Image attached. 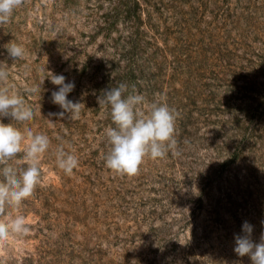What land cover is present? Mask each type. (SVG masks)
<instances>
[{"label": "rangeland", "instance_id": "1", "mask_svg": "<svg viewBox=\"0 0 264 264\" xmlns=\"http://www.w3.org/2000/svg\"><path fill=\"white\" fill-rule=\"evenodd\" d=\"M0 61V88L34 116L0 122L51 142L19 209L30 230L0 240V264H252L234 247L244 222L264 237V0H18ZM52 74L75 83L78 119L52 115ZM120 84L146 97L142 111L177 114L176 148L134 175L105 165L114 125L101 98ZM58 147L78 157L70 175ZM10 166L26 167L23 153ZM16 215L0 207V223Z\"/></svg>", "mask_w": 264, "mask_h": 264}, {"label": "clouds", "instance_id": "2", "mask_svg": "<svg viewBox=\"0 0 264 264\" xmlns=\"http://www.w3.org/2000/svg\"><path fill=\"white\" fill-rule=\"evenodd\" d=\"M18 0H0V23H6L13 13ZM8 56L19 61L25 56L22 46L11 43L7 47ZM8 65L0 61V82L8 80ZM51 82L58 88L51 93L52 103L62 109L58 115L78 119L80 102L68 98L75 88L72 81L66 82L63 74H52ZM127 85L120 84L104 92L103 103L110 106L114 126L105 130L110 146L105 159L109 169L127 175H134L146 157L165 158L171 149L176 148L177 114L166 102L149 104L146 111L141 109L147 103L140 93L125 94ZM34 119L33 112L24 101L11 93L7 87L0 88V120L27 126ZM54 123L53 121H49ZM50 138L44 133L26 130L22 134L9 124L0 122V207L17 210L14 218L0 223V240H6L10 233L24 235L30 228L19 209L30 198L41 181V161L50 147ZM23 153L26 167L19 169L10 166L19 154ZM57 164L66 174H72L78 167V157L58 147ZM243 235L235 237L234 252L239 257L248 256L252 264H264V237L259 243L252 239L253 225L244 222Z\"/></svg>", "mask_w": 264, "mask_h": 264}]
</instances>
